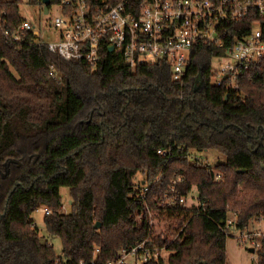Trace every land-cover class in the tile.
I'll return each mask as SVG.
<instances>
[{"label": "trees", "instance_id": "16d2710c", "mask_svg": "<svg viewBox=\"0 0 264 264\" xmlns=\"http://www.w3.org/2000/svg\"><path fill=\"white\" fill-rule=\"evenodd\" d=\"M21 4L0 0V264H107L145 239L171 253L144 264H227L228 216L240 231L264 225V70L250 81L241 75L238 90L213 85L212 59L223 50L199 44L178 81L165 63L130 69L106 51L93 72L30 32L8 39L23 21ZM223 28L225 38L248 31ZM207 151L224 161L192 160ZM176 176L179 192L196 190L202 206L158 205ZM41 206L51 210L45 230L60 255L31 218ZM256 241L264 264V236Z\"/></svg>", "mask_w": 264, "mask_h": 264}, {"label": "built area", "instance_id": "2783aa9c", "mask_svg": "<svg viewBox=\"0 0 264 264\" xmlns=\"http://www.w3.org/2000/svg\"><path fill=\"white\" fill-rule=\"evenodd\" d=\"M53 4L60 11L51 24L58 36L55 42H42L41 32L25 19L13 33L5 32L8 39L19 42L24 32H30L50 52L68 62L84 61L93 72L105 51L130 69L165 63L175 81L186 73L192 48L213 44L223 52L212 59L211 82L216 86L225 83L233 90H238L241 75L250 81L254 72L264 70V0H50L48 12ZM41 7L43 12L42 2ZM234 24L248 25V31L240 37L225 38L223 26ZM50 75L60 79L52 68ZM158 153L169 155L161 150ZM219 178L216 175L215 180ZM181 182L183 179L176 176L168 192L156 199L159 206H202L198 196L179 192L177 185ZM149 189L143 186L142 198ZM43 211L51 214L45 206ZM153 222L149 221L150 229ZM234 223L228 217L224 230L230 232ZM242 234L238 241L254 248L259 246L256 238L264 236L263 232ZM147 241L122 250L107 264H144L162 257L164 249L149 247Z\"/></svg>", "mask_w": 264, "mask_h": 264}, {"label": "rangeland", "instance_id": "374dc122", "mask_svg": "<svg viewBox=\"0 0 264 264\" xmlns=\"http://www.w3.org/2000/svg\"><path fill=\"white\" fill-rule=\"evenodd\" d=\"M53 3H56L53 1ZM20 15L23 19L27 20L31 23V25L38 29L41 34V41L44 43H51L55 42L57 40V32L54 31L51 27V24L55 17L60 15V11L57 7V5L53 4L50 7V11L47 14H43L42 7L40 5H34L28 0H22V4L20 5ZM198 160L199 162H208L210 165L214 166L219 162H223L224 159L222 156L214 153V152H203L198 153L196 156L192 157V160ZM193 196H197L196 190L193 189L192 191ZM61 196L63 199V211L68 212L69 211V204H70V198L69 193L66 188L61 189ZM189 203L190 200H189ZM43 207L39 208L37 211H35L31 218L34 220V224L38 228L39 236L41 237L42 241H49L50 244H52L53 249L57 255L61 254V243L58 238H51L48 236L46 230H45V224H44V211ZM233 221L235 220V217L230 214L228 216ZM149 221L152 222L154 218L152 217V214L150 213L148 215ZM155 224V221L152 223V228ZM264 225L262 222H252L246 230L251 233H257V232H263ZM161 233V228L158 225V228H155L154 231ZM181 230V229H180ZM245 231H240L234 227H231L230 234L226 238L225 247H226V256H227V264H257V253L256 250L259 248H254L250 243L247 244H241L238 241V238L241 237L245 233ZM176 237V235H170V239ZM169 250H164L161 252L162 257L167 260L170 255Z\"/></svg>", "mask_w": 264, "mask_h": 264}, {"label": "water", "instance_id": "95a60500", "mask_svg": "<svg viewBox=\"0 0 264 264\" xmlns=\"http://www.w3.org/2000/svg\"><path fill=\"white\" fill-rule=\"evenodd\" d=\"M42 4H43V14H47L48 13V5L50 4V0H42ZM111 50V49H110ZM262 167H264V165H262ZM8 172V163H6V172L5 174ZM100 224L99 222H97L95 225H94V228L97 229L99 228Z\"/></svg>", "mask_w": 264, "mask_h": 264}]
</instances>
